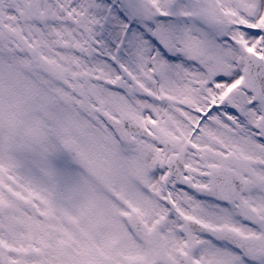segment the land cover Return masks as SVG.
I'll list each match as a JSON object with an SVG mask.
<instances>
[{"label": "snow or ice", "instance_id": "snow-or-ice-1", "mask_svg": "<svg viewBox=\"0 0 264 264\" xmlns=\"http://www.w3.org/2000/svg\"><path fill=\"white\" fill-rule=\"evenodd\" d=\"M0 264H264V0H0Z\"/></svg>", "mask_w": 264, "mask_h": 264}]
</instances>
